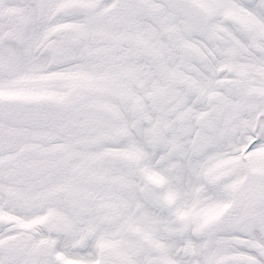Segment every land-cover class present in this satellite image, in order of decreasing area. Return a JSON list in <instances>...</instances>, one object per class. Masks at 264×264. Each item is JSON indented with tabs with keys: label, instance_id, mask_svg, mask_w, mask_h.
Listing matches in <instances>:
<instances>
[{
	"label": "snow or ice",
	"instance_id": "snow-or-ice-1",
	"mask_svg": "<svg viewBox=\"0 0 264 264\" xmlns=\"http://www.w3.org/2000/svg\"><path fill=\"white\" fill-rule=\"evenodd\" d=\"M0 264H264V0H0Z\"/></svg>",
	"mask_w": 264,
	"mask_h": 264
}]
</instances>
